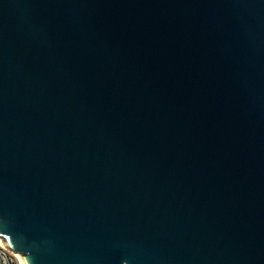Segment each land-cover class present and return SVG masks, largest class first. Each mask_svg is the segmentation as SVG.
<instances>
[{
    "label": "water",
    "instance_id": "95a60500",
    "mask_svg": "<svg viewBox=\"0 0 264 264\" xmlns=\"http://www.w3.org/2000/svg\"><path fill=\"white\" fill-rule=\"evenodd\" d=\"M0 238L264 264V0H0Z\"/></svg>",
    "mask_w": 264,
    "mask_h": 264
},
{
    "label": "built area",
    "instance_id": "2783aa9c",
    "mask_svg": "<svg viewBox=\"0 0 264 264\" xmlns=\"http://www.w3.org/2000/svg\"><path fill=\"white\" fill-rule=\"evenodd\" d=\"M0 264H24L19 253L5 246L0 238Z\"/></svg>",
    "mask_w": 264,
    "mask_h": 264
}]
</instances>
